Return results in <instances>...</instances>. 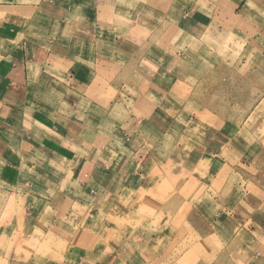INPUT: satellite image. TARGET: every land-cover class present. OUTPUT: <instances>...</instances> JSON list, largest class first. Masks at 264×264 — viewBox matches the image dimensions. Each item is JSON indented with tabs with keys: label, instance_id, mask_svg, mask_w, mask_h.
I'll list each match as a JSON object with an SVG mask.
<instances>
[{
	"label": "crops",
	"instance_id": "1",
	"mask_svg": "<svg viewBox=\"0 0 264 264\" xmlns=\"http://www.w3.org/2000/svg\"><path fill=\"white\" fill-rule=\"evenodd\" d=\"M257 6L0 0V192L15 229L63 246L44 264H118L188 228L264 236Z\"/></svg>",
	"mask_w": 264,
	"mask_h": 264
},
{
	"label": "rangeland",
	"instance_id": "2",
	"mask_svg": "<svg viewBox=\"0 0 264 264\" xmlns=\"http://www.w3.org/2000/svg\"><path fill=\"white\" fill-rule=\"evenodd\" d=\"M21 1H32L34 3L39 0ZM254 3H258L257 7L262 9L264 13V0H254ZM253 8L256 9L255 6H253ZM6 10L7 8L0 7V21H3V19L5 22L7 21V18H4L7 13ZM219 10V12H222L221 7H219ZM255 12L256 11H252L251 15ZM25 14L27 15L28 13L24 11V15ZM262 16H264V14ZM257 23H259V28H257L260 31V34L257 36L259 50L258 48H254L252 54L247 53L243 60L247 66L251 64L250 66L252 68H258L261 76L258 79H263L264 20L257 21ZM3 31V28H0V71L4 63V51H7V45L11 44L5 42ZM238 49L239 47L236 46V50ZM226 52L228 51L226 50ZM235 54L238 55V53ZM238 60L240 61V59ZM263 105L264 101L260 103L256 112L252 115V118L249 119L247 124L249 127L252 128L253 126H257L256 118L258 116L264 121ZM254 133L257 138L259 137L264 141V128L261 127L260 130H255ZM2 193L3 192H0V264H44L46 260L45 258L50 256L53 257L52 251L49 254L47 253L48 248H52L54 251L58 250V248L63 249V246L60 244H47L48 240L43 239L44 237H40V239L37 240L36 237H32L34 235L31 234V231H23L20 228V225L15 229L14 218L11 212L19 210L20 205L16 204L14 200L12 201V199L9 198V195ZM221 220L228 226L223 218H221ZM84 229L85 226H83L80 231L74 227V230L70 235L71 237L69 235L64 237L57 234L56 237H59L62 239L63 243H68L69 245V241H77L78 239L79 241L82 240L84 233L81 232H83ZM41 231L43 232V230ZM179 234H181L179 238H173L170 242H156V245L152 247L147 245L145 246V249H141V252L132 250H130L131 252H128V249H130V247H128L126 252L130 255L118 264H264V250L258 245L255 246L256 241L264 238V236H261L262 233H254L251 238L253 239L252 241L246 240L247 237L243 235L242 231L234 236L232 230L229 231V229L220 228H215V230L206 237L196 235V233L189 228L185 231V235H183L184 233L182 232ZM259 242H261V240ZM188 243L201 244V248L203 249L202 253H194V250L190 247L185 252ZM68 245L66 247L64 246V251L68 248ZM119 257L123 258V255H120ZM137 257L138 259H136ZM99 261L100 264H115L109 262L105 263L102 259Z\"/></svg>",
	"mask_w": 264,
	"mask_h": 264
}]
</instances>
